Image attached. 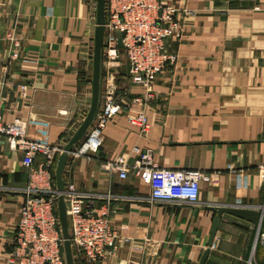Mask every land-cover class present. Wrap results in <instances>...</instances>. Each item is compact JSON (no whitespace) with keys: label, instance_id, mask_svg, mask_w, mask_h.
<instances>
[{"label":"crops","instance_id":"0c3cea01","mask_svg":"<svg viewBox=\"0 0 264 264\" xmlns=\"http://www.w3.org/2000/svg\"><path fill=\"white\" fill-rule=\"evenodd\" d=\"M183 32L177 63L143 103L132 98L104 131L103 146L70 155L64 172L83 192L113 195L110 220L121 236L101 264H199L216 212L246 206L258 223L224 213L205 264H264V0H174ZM96 0H0L1 112L20 117L29 137L65 145L91 102ZM187 10L184 12V10ZM19 57L13 58V41ZM128 71L119 78H125ZM105 78V77H104ZM122 81V80H121ZM123 82V81H122ZM146 113V133L128 122ZM151 151L160 168L203 174L199 201L150 202L152 185L134 172L121 179L109 163ZM22 155L0 150V264H10L22 190Z\"/></svg>","mask_w":264,"mask_h":264},{"label":"built area","instance_id":"2783aa9c","mask_svg":"<svg viewBox=\"0 0 264 264\" xmlns=\"http://www.w3.org/2000/svg\"><path fill=\"white\" fill-rule=\"evenodd\" d=\"M187 11L186 9L184 12ZM183 10L174 0H106V30L104 36V82L99 114L85 139L72 156L98 152L103 145L108 123L122 113L124 94L129 86L143 87L142 95L132 98L143 103L153 96L158 78L177 63V43L183 32ZM121 33L123 47L119 43ZM19 41H13V58L19 57ZM130 67V70H128ZM128 71L127 83L118 82ZM0 80V150L5 143L11 151L22 155V166L28 173V183L22 190L24 201L16 226L10 264H66L57 212L55 168L64 145L29 137L28 125L20 117L6 120L1 112L3 88ZM128 122L144 134L149 129L145 112L130 113ZM132 163L117 157L109 163L112 170L126 179L130 172L151 183L150 202L199 201L203 174L199 171L160 168L151 151L134 148ZM65 198L71 243L76 264H101L114 252L118 243L129 241L110 220L113 195L80 191L65 177ZM257 240L264 246V232Z\"/></svg>","mask_w":264,"mask_h":264},{"label":"water","instance_id":"95a60500","mask_svg":"<svg viewBox=\"0 0 264 264\" xmlns=\"http://www.w3.org/2000/svg\"><path fill=\"white\" fill-rule=\"evenodd\" d=\"M96 26L94 31V51H93V70H92V91L91 102L89 110L67 143L64 145L63 151L58 157L55 168V182L58 192L57 212L60 222L62 247L66 264H76L74 247L71 243L72 230L69 226V218L67 215L65 198L63 191L65 189V169L68 159L74 149L85 139L91 126L95 122L102 103V91L104 82V36L106 30V0H96ZM119 43L123 47L121 33H119ZM130 70V67H128ZM211 209L216 212L214 217L210 235L208 239V247L204 251L199 264H205L208 258L211 247L214 245L217 231L220 227L222 216L224 213H229L250 221L258 223L261 220L262 214L257 208L246 206H226V205H212Z\"/></svg>","mask_w":264,"mask_h":264},{"label":"rangeland","instance_id":"374dc122","mask_svg":"<svg viewBox=\"0 0 264 264\" xmlns=\"http://www.w3.org/2000/svg\"><path fill=\"white\" fill-rule=\"evenodd\" d=\"M123 82H122V81ZM118 82H120L123 86H124V82H125V78H118ZM103 142H104V140H103ZM103 146V145H102Z\"/></svg>","mask_w":264,"mask_h":264}]
</instances>
